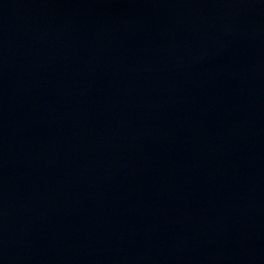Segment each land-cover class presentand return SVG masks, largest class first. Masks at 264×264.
Wrapping results in <instances>:
<instances>
[{
    "label": "water",
    "instance_id": "obj_1",
    "mask_svg": "<svg viewBox=\"0 0 264 264\" xmlns=\"http://www.w3.org/2000/svg\"><path fill=\"white\" fill-rule=\"evenodd\" d=\"M0 264H264V0H0Z\"/></svg>",
    "mask_w": 264,
    "mask_h": 264
}]
</instances>
